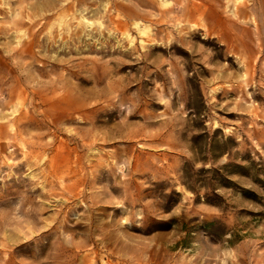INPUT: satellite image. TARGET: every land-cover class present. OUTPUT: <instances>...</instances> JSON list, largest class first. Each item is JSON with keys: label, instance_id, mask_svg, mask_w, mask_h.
Returning a JSON list of instances; mask_svg holds the SVG:
<instances>
[{"label": "rangeland", "instance_id": "374dc122", "mask_svg": "<svg viewBox=\"0 0 264 264\" xmlns=\"http://www.w3.org/2000/svg\"><path fill=\"white\" fill-rule=\"evenodd\" d=\"M0 264H264V0H0Z\"/></svg>", "mask_w": 264, "mask_h": 264}]
</instances>
